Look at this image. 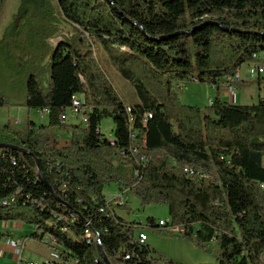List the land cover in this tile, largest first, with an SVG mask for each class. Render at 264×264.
<instances>
[{"label":"trees","instance_id":"16d2710c","mask_svg":"<svg viewBox=\"0 0 264 264\" xmlns=\"http://www.w3.org/2000/svg\"><path fill=\"white\" fill-rule=\"evenodd\" d=\"M46 2L22 0L0 39V108L49 114L47 126H0V144L9 145L0 149V221L35 227L29 238L61 249V264H106L98 241L111 264H178L136 240L144 228L165 229L153 217H119L105 195L115 185L142 208L166 205L181 236L215 242L214 264H264V99L242 105L217 96L202 109L177 91L187 81L219 91L264 54V0H56L76 34L54 45L43 41L58 32ZM98 46L135 88L134 105L111 83ZM81 96L87 123H63ZM106 117L114 139L103 136ZM53 126L66 127L64 145ZM11 236L0 233V245Z\"/></svg>","mask_w":264,"mask_h":264},{"label":"rangeland","instance_id":"374dc122","mask_svg":"<svg viewBox=\"0 0 264 264\" xmlns=\"http://www.w3.org/2000/svg\"><path fill=\"white\" fill-rule=\"evenodd\" d=\"M22 0H5L2 9L0 12V30L3 29L2 35H0V39L3 38L7 28L11 26L16 21V16L18 14L19 7L21 6ZM50 5L53 7L54 14L57 17L58 21V32L55 36L51 38H45L43 41L54 45L56 39L59 36H64L69 39H73L76 34V27L70 24L65 17L61 14V12L58 9V5L56 0H48ZM44 2V1H43ZM47 3V2H46ZM47 3V5L49 4ZM14 14V15H13ZM13 15V17H12ZM12 18L11 21L7 24V21ZM48 37V36H47ZM98 59L100 60L101 64L104 66V68L107 71L108 77L113 84V86L116 88L118 93L121 95V97L124 99L126 104L134 105L138 102V97L135 91V88L126 82L124 79L121 78V76L116 72V70L103 59V55H101V49L98 46ZM49 61V57H47L44 61V65H46ZM252 70L253 66L250 63L244 64L241 68V74L246 82H248L247 86H241L238 87L237 96L243 95L246 97L247 91H253V89H256L258 84V79L252 78ZM264 78V76H263ZM262 82H264V79H262ZM2 84V83H1ZM3 90H7L6 88L2 87ZM243 88V91L240 92V89ZM178 95L180 97V100L186 104L191 106H198L202 109L207 108L211 105V102L215 100L217 89L212 86L205 83H201L198 81H187L184 84L179 83L177 87ZM241 93V94H240ZM9 94V91H8ZM25 95V89L24 93L20 95L19 99H9V102H21L24 99ZM219 95L222 97H225L229 99V96H227V91L225 92V88L219 89ZM256 96L250 95L247 97L249 101L246 99L247 104H256L259 102V100L264 99V90H260ZM260 96V97H259ZM252 97V98H251ZM82 102H85L84 97H79ZM240 100L236 101V103L240 104ZM12 104V103H11ZM23 108V109H21ZM3 111V112H1ZM12 115L8 116L7 113L10 112ZM1 113L3 115H1ZM31 120H34L38 127L41 125H48L49 116L45 114L42 116L40 112H37L36 110H31L30 114ZM11 118V119H10ZM12 120H20L23 122L22 125L16 126V130L24 131L27 128L26 122H28V110L27 108H24L22 106H8L4 107L3 110H0V126H4V124H9L8 121L12 122ZM6 122V123H5ZM67 124H78L77 119L69 118ZM102 132L103 136L106 139H114V130H115V124L112 117H106L102 124ZM50 135L54 139H58V146L64 145V143L69 139V133L65 126H53L50 129ZM126 190L119 189L115 185H111L106 188L105 195L107 196V199L110 201L114 198V195L117 193H120L122 191ZM115 212L117 215L124 220L128 222H142L145 223L148 218L153 217L157 221L165 220L169 218V212L168 207L166 205H148L145 208H142L140 205V201L133 195L130 194L128 196L127 204L123 207H116ZM7 222L0 221V233H8L12 235L11 238L13 240H23L24 241V254L21 259H23V262L21 264H26V262H35L38 264H41L43 259L52 252V249L46 245V241H37L35 239L29 238V236L35 232V227L18 223L15 221H11L8 223H11L13 226L16 225V223L21 224L20 231L15 228H8L6 226ZM165 229V228H163ZM171 228H168V230H158V229H149L144 228L143 230L137 231L138 233L140 231L145 232L148 237L149 241L148 244L158 252V254L165 255L168 259H175V263L178 264H214L216 262V258L218 256V246L215 242H211L209 244H206L204 247L200 246L195 240L192 241L188 238H185L181 236L182 229H180V234H177L175 232L170 231ZM12 239L4 237L2 242L11 241ZM9 249V248H8ZM10 257L0 256V264H18V260L11 252Z\"/></svg>","mask_w":264,"mask_h":264},{"label":"built area","instance_id":"2783aa9c","mask_svg":"<svg viewBox=\"0 0 264 264\" xmlns=\"http://www.w3.org/2000/svg\"><path fill=\"white\" fill-rule=\"evenodd\" d=\"M251 65L253 66L252 75H251L253 79L264 76V54L255 55L253 61L251 62ZM243 81L244 79L241 76L240 71L226 80L225 89L231 98H235L237 96L238 87L243 83ZM83 104L84 103L81 101L79 97L74 98L73 105L62 113L61 115L62 122L67 124L69 118H74L77 119L78 124L87 123V117L85 115L87 108ZM184 172L187 175L193 174V171L190 168H185ZM261 187L264 190V184H262ZM128 196H129V191L126 189L120 193L115 194L114 198L109 202H112L113 208L123 207L126 206L127 204ZM158 225L161 228H165V230L171 228L170 231L180 234V227L173 226L170 218L158 221ZM135 238L141 245H145L148 241V235L143 231H140L139 233L137 232ZM8 247L13 252V255L16 257V259L18 260V264H21V262H23V259L21 258L23 257L25 250L23 242L21 240L12 239L11 241L8 242ZM63 260L64 258L61 249L52 248V252H50L43 259L41 264H54V263L61 264ZM26 264H38V263L30 261V262H26Z\"/></svg>","mask_w":264,"mask_h":264},{"label":"crops","instance_id":"0c3cea01","mask_svg":"<svg viewBox=\"0 0 264 264\" xmlns=\"http://www.w3.org/2000/svg\"><path fill=\"white\" fill-rule=\"evenodd\" d=\"M14 15V14H13ZM13 15H12V17H13ZM12 20V18H10L8 21H7V24L9 23V21H11ZM2 31H3V29H1L0 30V35H2ZM240 74H241V71H240ZM241 76H242V74H241ZM243 77V76H242ZM244 79V78H243ZM256 79H258L257 80V84H258V86H257V88L256 89H253V91H247V93H246V97H244L243 95H239L238 94V96H236L235 98H231L229 95H227V96H229V99H227V98H225V97H222L221 95H219V91L217 90V93H216V97L217 96H219V98L221 99V100H223V101H226V102H229V103H236V101H238V100H240L241 102H239L240 104H242V105H250V104H247L245 101H246V99H247V97H249L250 95H253L254 97L256 96L255 94H257L260 90H264V82H262V79H264L263 78V76H261V77H257ZM248 82H246L245 80L243 81V83H242V85H244V86H247L246 84H247ZM239 87H241V86H239ZM217 89V88H216ZM243 91V88H241L240 89V92H242ZM225 92H226V89H225ZM228 94V93H227ZM241 94V93H240ZM260 97V96H259ZM252 98V97H251ZM247 101H249V99H247ZM236 104H238V103H236ZM21 109H23V108H21ZM0 110H3V108H0ZM28 110V122H26L25 124H27V127L30 125V122H32V123H34L36 126H38L37 125V123L34 121V120H31V117H30V114H31V110H29V109H27ZM1 112H3V111H1ZM37 112H40V114L42 115V116H44L45 114H47V116H49V114H48V112L47 111H45V112H43V111H37ZM1 115H3L2 113H1ZM7 115L8 116H10V115H12V113H11V111L10 112H8L7 113ZM49 118V117H48ZM11 119V118H10ZM6 123V122H5ZM8 123L9 124H11L14 128L16 127V126H19V125H22L23 124V122L22 121H20V120H12V122H10V121H8ZM1 125V124H0ZM4 125H7V123L6 124H4ZM48 125H49V121H48ZM46 126H47V124H46ZM19 225H21V224H18V223H16V225H12L11 223H6V226H7V229L9 228H15V229H17V231L19 230L20 231V226ZM8 233H10V232H8ZM22 242H23V244H24V241L23 240H21ZM148 241H149V237H148ZM148 241H147V244H148ZM9 247H8V242H7V240L5 241V242H1V245H0V256H5V257H10L11 255H10V253H8V252H11L12 254H13V252L10 250V249H8ZM25 248V247H24ZM14 256V255H13ZM165 256V255H164ZM174 261H175V259H173ZM176 262V261H175ZM178 263H181V262H178Z\"/></svg>","mask_w":264,"mask_h":264},{"label":"water","instance_id":"95a60500","mask_svg":"<svg viewBox=\"0 0 264 264\" xmlns=\"http://www.w3.org/2000/svg\"><path fill=\"white\" fill-rule=\"evenodd\" d=\"M7 147H9V145H6V144H0V149L7 148ZM12 148H13V149H16V150L19 149V148H17V147H12ZM28 154H29L31 157H34V154H32V153H28ZM37 163H38V169H39V171L42 172V168H41V163H40V161L38 160ZM41 178H42L43 183L45 184V186H46L47 189L49 190V192H50L52 195L55 196L54 191H53V188L49 185L48 181H47L46 179H44L43 176H42ZM56 198H57V197H56ZM57 199H58V198H57ZM59 202H62V201L59 200ZM98 249H99L100 255H101L102 259L104 260V262H105L106 264H111V262L109 261V259H108L107 255H106V253H105V251H104V249H103V247H102L100 241H98Z\"/></svg>","mask_w":264,"mask_h":264},{"label":"bare ground","instance_id":"6f19581e","mask_svg":"<svg viewBox=\"0 0 264 264\" xmlns=\"http://www.w3.org/2000/svg\"><path fill=\"white\" fill-rule=\"evenodd\" d=\"M262 188V187H261Z\"/></svg>","mask_w":264,"mask_h":264}]
</instances>
